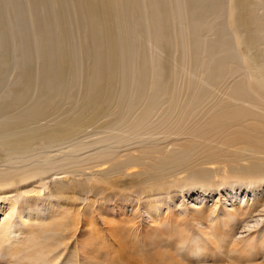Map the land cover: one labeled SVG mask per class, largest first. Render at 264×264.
Segmentation results:
<instances>
[{"label": "bare ground", "instance_id": "bare-ground-1", "mask_svg": "<svg viewBox=\"0 0 264 264\" xmlns=\"http://www.w3.org/2000/svg\"><path fill=\"white\" fill-rule=\"evenodd\" d=\"M8 1L4 16L0 0V144L8 151L0 190L9 207L0 221V251L11 239L14 255L26 250L29 234L36 242L31 224L46 215L37 201H13L8 189L17 182L38 191L46 179L79 171L103 196L107 185L160 187L184 171L188 176L169 186L264 181V0H70L83 8L76 16L59 0ZM25 12L30 20L16 22L15 15ZM9 36H18V43L11 41L20 43L18 49H7ZM145 40L163 52L148 54L139 43ZM180 45L182 58L200 71L191 67L190 82L177 86L171 49ZM11 58L23 62L6 85L4 66ZM34 59L37 74L31 66L37 61L29 64ZM91 127L102 136L82 140ZM39 140L37 154L32 145ZM244 160L248 165L240 164ZM224 162L231 166L224 174L204 167ZM149 207L161 208L158 202ZM94 213L72 218L69 238L93 226L87 220L98 217L103 225L77 239L80 264H108L126 243L122 220ZM246 215L235 212L232 219ZM260 244L262 253L264 231ZM163 258L158 264H173L172 257Z\"/></svg>", "mask_w": 264, "mask_h": 264}, {"label": "rangeland", "instance_id": "rangeland-1", "mask_svg": "<svg viewBox=\"0 0 264 264\" xmlns=\"http://www.w3.org/2000/svg\"><path fill=\"white\" fill-rule=\"evenodd\" d=\"M25 1L23 0V3ZM59 1L70 6L73 16L82 15L84 12L81 6L74 5L70 0ZM5 2L8 3L9 1L2 0L4 16L8 10V5ZM25 14L28 15L27 12L15 15L16 22L23 21L24 17L27 19L29 16ZM95 17V15H89L91 19ZM29 20L27 19V21ZM29 32L28 36L32 38L34 36L33 31L29 30ZM205 36L209 38L210 35ZM21 37L19 36L20 40ZM25 37L20 41L21 43ZM32 39H30V45L36 48L37 46L34 45L36 43ZM12 40H14V45L19 42L17 41L18 36L16 41L12 36H9L7 49L9 47L11 50L18 49L20 43L17 44L18 47H15L11 44ZM139 43L146 46L148 54L152 50L153 52L162 51L161 48H155L150 41H139ZM2 47L1 44L0 53ZM171 50V63L178 70L176 85H185V82L188 81L189 83L191 79L188 72L192 67V62L187 58H182L181 45L179 50L176 48ZM13 58L10 59L9 66H4L8 68L6 69L8 75L5 74L7 81L4 78L6 82L4 84L6 85L14 82L13 79L15 80L20 74V65L23 60L19 59L20 63L17 62L19 65H15L18 60L14 63L15 58ZM36 61V59L32 62L29 61V64L31 65ZM39 64V61H37L34 64L35 67L31 65L36 74L40 68ZM9 67L13 69L10 70ZM192 69L200 71L193 67ZM87 132H90V135L93 136L83 135L85 138L82 137V140L92 141L99 138L98 136H102L99 135L98 130H94L92 127ZM45 144H48V142ZM40 145H43L40 140L35 142L32 145L33 152L38 151L37 154H39V150L43 147ZM99 145L91 146L88 152H94ZM15 152L14 150L11 153ZM62 152L64 153L63 150ZM57 153L55 151L52 154L58 155ZM7 154L8 151H5L0 144V166L7 163ZM247 163L249 162L244 160L240 164L244 166L248 165ZM217 164L220 166L214 163V168L210 164H206L204 167L210 166L208 169L216 173L219 171V174H224L225 170L227 172L231 168L227 162L221 163L222 165ZM99 168L96 167L95 169ZM137 170L133 168L130 172L136 174L135 171ZM177 175L162 181V184L166 183V186L161 184L160 187L151 186L140 189L136 185V187L128 189L126 184H118L119 186L116 185L114 188L107 185L108 190L103 196H100V191L90 185L92 181L87 182L90 175H79V171L74 175L60 174L55 178L46 179L38 191H34L35 188L29 183L22 185L17 182L16 185L8 189L13 191L10 195L13 201L18 206L23 199L37 201L41 204V208L46 211V215L31 224L36 225V231L34 232L37 233L36 242L31 243L33 235L30 236L29 234L27 240H25L26 250L17 253L22 248L15 249L16 255H14L9 248L14 240L11 239L10 242L5 241L2 243L5 250L0 251V264H5L4 259H10L9 264H80L77 263L80 259L77 239L83 241V239L88 238L89 235L85 232V229L98 228L103 231L101 230L103 225L98 217L91 223L87 220L89 217L86 216L87 223L93 226L85 229L80 227L75 235L69 238L74 222L72 218L82 219L87 212L91 213L93 211H95L92 214L93 216L104 213V216L114 221L122 220L124 222L121 227L123 230L122 239L124 243L126 242L125 246L123 249H119L120 254L116 255L111 261L108 260L110 262L108 264H158L163 262L162 257L166 260L172 257L173 264H264V251L260 253L259 250V246H262V244L259 245V239L264 231V181L248 185L247 181L237 184L233 180L234 184L229 181L221 187L218 186L216 180H212V183L205 186L200 184L190 185V187L187 185L184 188L169 186L171 185L169 182H173L175 179H183L180 177L186 178L188 173L184 171ZM18 188H20L19 193L16 190ZM3 198L4 195L0 190V221L6 216L9 209L8 204L2 202ZM157 202L161 208L156 213L155 209L151 210L149 206ZM239 211H243L247 215L235 221V219H232L233 214ZM251 212L252 215L248 214ZM229 214L231 215L229 216ZM216 217L221 218V220L226 219V222L219 221V218L216 220ZM29 222L28 220L27 223ZM245 224L249 226H245ZM31 225L29 228L34 229ZM10 235L14 236V233ZM104 237H106V240L110 239L108 236L104 235ZM49 248L53 250L47 252Z\"/></svg>", "mask_w": 264, "mask_h": 264}]
</instances>
